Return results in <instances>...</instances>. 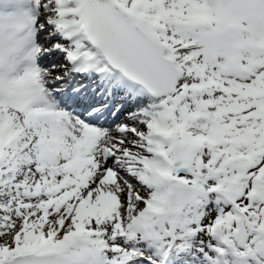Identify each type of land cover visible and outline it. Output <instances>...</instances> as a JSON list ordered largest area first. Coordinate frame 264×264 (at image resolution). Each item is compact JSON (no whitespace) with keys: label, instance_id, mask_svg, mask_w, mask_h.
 <instances>
[{"label":"snow or ice","instance_id":"obj_1","mask_svg":"<svg viewBox=\"0 0 264 264\" xmlns=\"http://www.w3.org/2000/svg\"><path fill=\"white\" fill-rule=\"evenodd\" d=\"M0 264H264V0H0Z\"/></svg>","mask_w":264,"mask_h":264}]
</instances>
